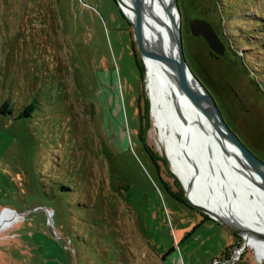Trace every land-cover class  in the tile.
<instances>
[{
	"label": "rangeland",
	"instance_id": "rangeland-1",
	"mask_svg": "<svg viewBox=\"0 0 264 264\" xmlns=\"http://www.w3.org/2000/svg\"><path fill=\"white\" fill-rule=\"evenodd\" d=\"M177 8L187 64L264 162V0ZM194 18L211 25L223 55L191 33ZM137 58L117 0H0V104L10 107L0 112V264H264L245 235L189 202L157 139ZM146 106L144 140L193 207L165 189L140 145Z\"/></svg>",
	"mask_w": 264,
	"mask_h": 264
},
{
	"label": "bare ground",
	"instance_id": "bare-ground-1",
	"mask_svg": "<svg viewBox=\"0 0 264 264\" xmlns=\"http://www.w3.org/2000/svg\"><path fill=\"white\" fill-rule=\"evenodd\" d=\"M123 1L126 15L135 23L133 0ZM170 1L141 3L150 61L146 88L157 139L188 198L213 217L243 229L246 243L264 260V189L258 168L223 132L200 120L181 79L167 71L177 65L174 25L167 9ZM175 19L176 25L179 19ZM202 105L211 119L217 117L209 97L203 98Z\"/></svg>",
	"mask_w": 264,
	"mask_h": 264
},
{
	"label": "water",
	"instance_id": "water-1",
	"mask_svg": "<svg viewBox=\"0 0 264 264\" xmlns=\"http://www.w3.org/2000/svg\"><path fill=\"white\" fill-rule=\"evenodd\" d=\"M118 4L121 7L122 12L125 13L124 7H126V4L123 0H117ZM142 0H133V11L136 22H132L131 19L126 15L130 23L133 26L134 31V39L137 45V48L140 53L141 60L147 70V67L150 63L148 54L146 52L145 48V40H144V21H143V13H142ZM171 5L167 7L169 12V17L171 19V22H173L174 29L172 32V38H173V45L174 50L177 55V65L175 68L170 67V69H167V71L173 73L175 76L179 77L181 81L183 82L187 95L189 98V101L191 103L192 109L195 111L196 115L202 120L204 123L210 125L213 128L219 129L221 132H223L228 139L232 141L234 146L243 154L250 162H252L259 170L260 176H261V182L262 187L264 189V162H262L256 155H254L251 151H249L244 144L239 140V138L229 129L227 124L222 119L218 109L216 108L212 98L210 97L209 93L205 89V87L202 85V83L198 80V78L193 74L191 68L187 64V61L183 54L182 49V33H181V16L179 14L178 8H177V0H171ZM177 16V17H176ZM175 18L179 19V23L175 25ZM189 27L191 30V33L195 36L201 35L204 37L206 43L210 47V49L216 53L217 55H223L225 52V46L218 38L216 32L213 30L211 25L206 22L203 19L194 18L189 21ZM205 93L207 95H205ZM207 96L209 97L210 101L212 102V105L215 109V112L217 113V117L215 119H211L205 112L202 101L203 98ZM167 156V155H166ZM168 161L170 162L168 156ZM171 165V163H170ZM172 168V166H171ZM173 173L175 174L174 170L172 169ZM176 175V174H175ZM177 176V175H176ZM178 177V176H177ZM179 179V177H178ZM180 180V179H179ZM181 182V180H180ZM182 184V182H181ZM183 185V184H182ZM188 198V197H187ZM189 202L196 207L197 209L209 214L211 217L210 211L200 205L192 202L190 199H188ZM214 218V217H213ZM226 223V222H225ZM228 224V223H226ZM233 228L235 232H238L241 235H244L243 232H245L243 229L238 228L234 225H230ZM245 237V236H244Z\"/></svg>",
	"mask_w": 264,
	"mask_h": 264
},
{
	"label": "trees",
	"instance_id": "trees-1",
	"mask_svg": "<svg viewBox=\"0 0 264 264\" xmlns=\"http://www.w3.org/2000/svg\"><path fill=\"white\" fill-rule=\"evenodd\" d=\"M137 64H139V71H140V69L143 70V64H142L140 58H137ZM141 77H142V73L140 71V79H141ZM0 86H1V79H0ZM90 105L93 106L94 104L91 103ZM147 106L145 108V112L144 113L143 112H140L139 113L140 116H139V128L137 129V137H138V140L140 142V145L145 150V152L148 155V158L150 159V161L154 164L155 169H156L157 176L161 180V182H162L163 186L165 187V189L169 193H171L173 196H175L176 198H178L180 201L186 202L189 206L193 207L192 205H190L187 202V200L184 197L174 194V192L171 189V186L163 179L162 174H161L162 171H163V173H165L166 176L170 177L173 180V184L175 185V187L178 188L181 191V186L179 184V181L170 172V169H169L168 162H167L166 158L163 155H160L158 152H156L152 147H149L146 144L145 140H144V137H143L144 136V128H145L144 118L147 117V112H148V107ZM33 108H34V105L33 104L26 105L24 107V109L22 110V112H21V116L22 115L29 114L28 113L29 110H31ZM0 112H2V113L10 112V107H9L8 102H4V103L0 104ZM144 114H146V117H145ZM112 152H113V157H114L115 153H114V151H112ZM117 153H120L119 150H117ZM61 187L64 190H67V191L74 190V187L72 185H62ZM72 187H73V189H72ZM198 212L201 213L202 215H204L203 219H210V217H208L206 214H204L200 210H198Z\"/></svg>",
	"mask_w": 264,
	"mask_h": 264
},
{
	"label": "built area",
	"instance_id": "built-area-1",
	"mask_svg": "<svg viewBox=\"0 0 264 264\" xmlns=\"http://www.w3.org/2000/svg\"><path fill=\"white\" fill-rule=\"evenodd\" d=\"M2 211H3V212H4V211L13 212V213L16 214V215H17V214L19 215V213H17L16 211H14V210H12V209H4V210H2ZM3 212H2V213H3Z\"/></svg>",
	"mask_w": 264,
	"mask_h": 264
}]
</instances>
